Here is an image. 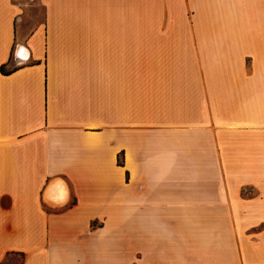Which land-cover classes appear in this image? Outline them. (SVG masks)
Listing matches in <instances>:
<instances>
[{"label": "crops", "instance_id": "obj_1", "mask_svg": "<svg viewBox=\"0 0 264 264\" xmlns=\"http://www.w3.org/2000/svg\"><path fill=\"white\" fill-rule=\"evenodd\" d=\"M140 1L0 0V264H264V0Z\"/></svg>", "mask_w": 264, "mask_h": 264}, {"label": "rangeland", "instance_id": "obj_2", "mask_svg": "<svg viewBox=\"0 0 264 264\" xmlns=\"http://www.w3.org/2000/svg\"><path fill=\"white\" fill-rule=\"evenodd\" d=\"M25 1L26 0H20L22 4H25ZM29 13L32 15L30 19L34 20L35 23L41 20V14L38 8L33 7ZM190 18L191 13L187 9L183 0L140 1L142 68L150 67V52L155 50V47L157 46L155 45L156 42L162 41L159 37L164 36L166 32L171 29L170 25H176L175 23H178L180 20ZM176 30L179 31V29ZM113 258V261L110 262L93 264H144L132 262V258L128 262H117V256H114ZM21 259L22 254L17 255L8 253L6 254V258L2 261V264H21ZM10 260L12 262H10Z\"/></svg>", "mask_w": 264, "mask_h": 264}, {"label": "trees", "instance_id": "obj_3", "mask_svg": "<svg viewBox=\"0 0 264 264\" xmlns=\"http://www.w3.org/2000/svg\"><path fill=\"white\" fill-rule=\"evenodd\" d=\"M0 73H1V74H7L6 72H4V71L2 70V68H0ZM118 164L121 165V162H118Z\"/></svg>", "mask_w": 264, "mask_h": 264}]
</instances>
